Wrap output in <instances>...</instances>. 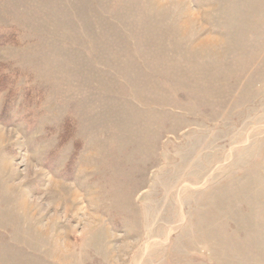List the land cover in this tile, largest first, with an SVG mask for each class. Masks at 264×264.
I'll use <instances>...</instances> for the list:
<instances>
[{
  "label": "rangeland",
  "instance_id": "obj_1",
  "mask_svg": "<svg viewBox=\"0 0 264 264\" xmlns=\"http://www.w3.org/2000/svg\"><path fill=\"white\" fill-rule=\"evenodd\" d=\"M0 264H264V0H0Z\"/></svg>",
  "mask_w": 264,
  "mask_h": 264
}]
</instances>
